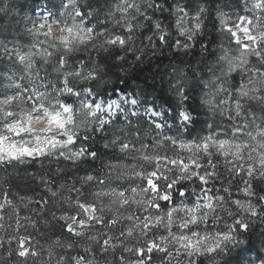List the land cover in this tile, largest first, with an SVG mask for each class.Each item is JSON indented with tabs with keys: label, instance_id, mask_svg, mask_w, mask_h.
Masks as SVG:
<instances>
[{
	"label": "clouds",
	"instance_id": "1",
	"mask_svg": "<svg viewBox=\"0 0 264 264\" xmlns=\"http://www.w3.org/2000/svg\"><path fill=\"white\" fill-rule=\"evenodd\" d=\"M0 264H264V0H0Z\"/></svg>",
	"mask_w": 264,
	"mask_h": 264
},
{
	"label": "snow or ice",
	"instance_id": "2",
	"mask_svg": "<svg viewBox=\"0 0 264 264\" xmlns=\"http://www.w3.org/2000/svg\"><path fill=\"white\" fill-rule=\"evenodd\" d=\"M144 254H145V253H143V252L141 253V255H144Z\"/></svg>",
	"mask_w": 264,
	"mask_h": 264
}]
</instances>
